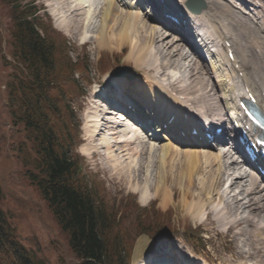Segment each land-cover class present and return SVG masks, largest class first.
I'll return each mask as SVG.
<instances>
[{
	"label": "bare ground",
	"instance_id": "1",
	"mask_svg": "<svg viewBox=\"0 0 264 264\" xmlns=\"http://www.w3.org/2000/svg\"><path fill=\"white\" fill-rule=\"evenodd\" d=\"M61 1L63 3L62 5L65 6L71 15L70 23L68 24L72 33L79 32L86 21V16L89 14L94 15L95 10L92 12L88 11L82 18L78 17V12L81 16L83 8H90L93 1H96L75 0L78 1L76 4L70 0H65V2L63 0ZM141 1L105 0V4L103 3L101 24L99 23V26L97 25L95 30L96 35L92 40L97 49L104 48L112 52H119L124 46H128V52L125 57L123 56L124 60L132 62L133 67L138 70L139 75L133 79L124 76L113 78V74L109 73L110 79L112 80L113 78L118 88L124 90L127 87L126 91H123L126 96L122 99V103L125 99L130 98L129 94H133L134 97L130 100L131 104L138 105V109L142 113H146L147 118L153 121L167 120L175 113L174 121L176 122H181L184 114L191 120L194 117H199L209 122L214 120L225 122L224 113H220L219 118L213 117L215 114L212 116L213 118L208 116L209 112L212 113V110L215 108V104L223 103L225 106L230 101L226 105L227 108L225 107L226 111L229 109L230 114L235 107V102L231 96L233 87L229 86L231 80L224 82L227 77L222 73L225 72L228 76L231 75L228 73V60L224 53L218 51L215 56L208 53L210 62L208 68L200 59L196 58L193 61L189 57L190 52L187 50L185 44L182 43L181 39L164 28L170 26V30H173L175 28L177 29L178 26H173L163 17L161 18L159 14L157 15L164 24L158 25L157 23L160 22L156 21V23L152 16L143 15L139 10L138 4ZM177 1L183 2V0ZM202 1L205 7L196 13L195 22L203 24L202 29H211L212 41L218 47H220V41L223 37H229L233 43L235 60L239 61L238 65L240 66L242 75H248L246 80L252 89L255 91L264 90V27L258 26L254 21L253 23L255 25H251L244 16L234 10L231 2L223 3L221 0ZM237 1L242 3L243 0ZM260 1L263 2L262 0ZM260 10L263 14L262 17H264V2L263 5H260L258 11L260 12ZM259 12H256L255 15ZM262 23L264 25V21ZM59 27L62 28L61 25H58ZM178 30L180 31V29ZM258 31L261 33V36L258 34ZM171 34L175 38H170L172 37ZM203 40V38L200 39L201 42ZM256 49H260L259 54L256 53ZM250 53L255 55L253 58L256 61L253 60ZM121 54L123 55V53ZM190 59L192 63L188 62L184 65V62H182V60ZM216 61L218 62L216 63ZM222 67L225 69L220 70L221 74L219 76H224L225 78L216 80V82L213 81L211 75L216 74V70ZM172 68L184 69V73L177 77L169 73V69L173 70ZM252 75L255 77H252ZM179 95H184V99H179ZM107 98L108 96L104 97V100L106 101ZM197 103H203L204 105ZM259 105L264 111V98L259 101ZM102 107L104 110L109 109L106 104L102 105ZM120 109L123 110L121 106ZM103 115L105 117H102ZM110 116L105 113L103 114L98 106L92 107L90 112L88 111L86 113L84 131L87 135V144L92 145L91 148L93 150L96 146L101 147L103 149V155H107L109 158L110 162L108 167H110V170H117L121 173L124 178L123 180L131 182L132 179H135L134 189L139 192L138 200L141 203L148 201L152 197L150 193V189L152 188L155 194L160 195L159 205L161 207L166 206L169 201L168 188L173 183L182 184L185 190V201H187L188 196L194 198L196 193L194 194L193 189L197 185L200 188L197 194L200 195L203 193L204 196H207L206 198H211L209 196L215 195L221 197L219 191L222 187L223 192L227 194L234 193L232 199H235L237 196H243L245 193V196L240 197V200L242 202L244 200L243 198L246 199L248 197L247 201L242 202V205L235 201V204L238 203L237 205H239L236 206V210L240 211H235L234 216L243 213H246V215L241 217L238 215L242 220L230 221L231 223L229 222L230 224L228 225V228L231 230L233 228L237 229L233 243L235 250H237L235 254L237 253V258L240 261L233 259V264H264V194H261L264 188L259 189L257 176L244 167L243 161L240 160L234 148L227 146V144H224V146L221 144L217 148H207L198 145L194 140L188 141L184 136L182 137L186 141L185 145L181 142H179L181 144L179 145L174 142L172 136L164 131L165 133L154 137L155 140L157 139L156 142L163 140L164 142L161 144L162 150L159 149L162 151V154H159L160 162L157 165V180L154 181V184L150 185L148 178L140 181L142 176L146 175L141 170L143 169L141 158H145L147 155L150 157V154L152 155L154 153L153 145L145 141L147 139L146 137H148L147 134L137 129L135 125L128 127L127 125L121 124L120 126L113 127L112 123L106 121ZM116 122L119 124L118 120ZM192 122L194 123L193 120ZM158 130L159 128L155 131ZM188 131L186 129L185 134L187 136H189ZM94 141L97 142L94 143ZM81 148L84 150H82L84 153L87 151L85 146H81ZM182 148L184 150L180 151ZM127 159L130 161L128 163L124 162ZM169 159H172V161L170 162ZM131 161L135 163L134 166L129 164ZM232 164L237 165L238 168ZM136 165L139 166L137 167ZM227 169H230L231 173L225 175V170L227 171ZM201 173H205V177L199 178L198 182H196L197 176ZM234 173L236 176L232 177ZM134 174L136 175L134 176ZM218 177L221 182L217 181ZM244 180L248 183L245 182L246 184H243ZM141 182L143 183L140 184ZM211 188L213 192L210 194L209 190ZM251 196H255L256 198L253 197L254 199H251ZM192 202H185L184 207L192 213L193 218H197V222H200V219H202L201 222L208 220L211 224H218L221 227V225H226L228 220H230V216L228 215H231V213L228 214V212L223 210L224 208L219 209V207H215L213 204V207L209 208L204 216H201V212L205 206L203 204L196 205ZM210 204H208L209 207ZM232 220H236L235 217ZM236 222H238V225H235ZM243 227L244 229L247 228L244 232L242 231ZM156 251L152 250L136 262V264H145L146 259ZM230 254L232 253L230 252ZM163 255L164 253L161 254V256ZM191 257L193 256L189 255L188 261H191ZM171 260L175 262L176 258L169 257L165 259L167 264H173ZM184 260L186 261L187 258H184Z\"/></svg>",
	"mask_w": 264,
	"mask_h": 264
},
{
	"label": "trees",
	"instance_id": "2",
	"mask_svg": "<svg viewBox=\"0 0 264 264\" xmlns=\"http://www.w3.org/2000/svg\"><path fill=\"white\" fill-rule=\"evenodd\" d=\"M11 9V53L22 68L17 69L21 77L12 85L9 103L17 115L12 123L19 124L23 137L30 141L28 149H18L25 177L45 200L62 231L67 232L68 245L81 260L79 264H124L129 253L127 234L120 233L116 211L107 208L101 189L89 184L78 171V156L72 154L77 128L72 111L62 102L65 89L57 82L69 78L78 66L68 56L63 39L47 36L51 31L48 25L24 15L32 11L31 7L13 4ZM37 26L44 29L45 36L39 35ZM28 95L33 101L26 100L21 108V103H13ZM36 101L39 108L34 105ZM2 199L0 189V264H45L33 249L18 241L1 209ZM129 203L124 208L128 216L136 206ZM154 215L144 221L133 214L130 220L139 232H166L168 220L157 212Z\"/></svg>",
	"mask_w": 264,
	"mask_h": 264
},
{
	"label": "rangeland",
	"instance_id": "3",
	"mask_svg": "<svg viewBox=\"0 0 264 264\" xmlns=\"http://www.w3.org/2000/svg\"><path fill=\"white\" fill-rule=\"evenodd\" d=\"M57 1L56 0H35V3L37 4L38 7L39 6L42 8L45 7V9H47V14L50 16L51 18L50 20L53 25L54 23H56L57 27L58 25L64 26L62 30H60L61 28L59 27L60 28L59 31H61L66 36V38L69 40V42L72 45L71 56L79 60L84 57H90L89 76L90 78L94 80L101 79L102 81L104 77L99 75V72L97 71V68H96V60L98 56L102 55L103 59L105 60V64H107L108 66V71L109 70L113 71V69L119 65L118 59L120 56H122L121 53H123L125 57V55L128 52V46H124L119 52H115V51L112 52L104 48L97 49L94 43L92 42V40L95 38V35H96L95 30L97 28V25L99 26V23L101 24V17H102V11H103V7L105 4L104 2L105 0H98L99 1L98 4L100 5V7H98L96 4L94 5V3H96L97 1L96 2L93 1L92 6L90 8L88 7L83 8V10L81 11L82 12L81 16H80V13L78 12V17L82 18L83 16H85V13H87L88 11L92 12L93 10H95L94 15L89 14L86 16L85 23L81 27V30L77 33H72L69 27L68 23H70L69 20L71 16L69 14V11H67L65 6L62 5L63 3L61 0H57ZM63 1L65 2V0ZM70 1H73L74 4L78 3V1H75V0H70ZM262 1L264 2V0ZM57 4L59 6H57ZM56 7L59 9L60 12L56 11ZM9 11H10L9 5L7 3H3L0 1V41L1 42L9 38L10 28L12 25V20H11L12 15L9 13ZM258 34L261 36V33L259 31H258ZM90 36H92L93 38H89ZM85 37L88 38L86 40H89V43L82 45V41L80 40V38L83 39ZM170 38H175V37L172 36ZM2 46L4 47V43H2ZM8 51H9V46L7 43L6 47L3 48V53H6V58L8 60H11L9 54L7 53ZM190 60H182V62H184V65H186L188 62L192 63V60L191 61ZM193 61H195V59H193ZM125 62H127L126 65L131 64V66H133L132 62L130 61H125ZM133 68L134 70L137 71L135 67ZM172 69L173 70L169 69V73L174 74L175 72L176 74L175 76L177 77L184 73V69H181V68H172ZM11 70H12V66L5 65L0 56V187L3 191V199L1 201V208L3 212L5 213V216L10 226L13 227L14 230L16 231L17 236L20 239V241L26 247H29L31 249L37 248L40 252V255H41L40 257L45 259V262H46L45 264H76V260L73 254L68 249L66 235L60 230V228L51 218L48 212V209H47V204L42 199L38 190L35 187L27 183V180L21 170L22 167L19 163L20 162L19 158H17L16 155L12 153L9 148L10 143L12 141L14 142L17 141V138L14 137L15 129L12 126H10V123H9V121L11 120L10 119L11 112H9L8 108L6 107L7 98H6V92L3 89V84L7 80L8 75ZM78 79L81 80V77H78ZM91 86L92 85L90 84V86L85 87V88L89 89ZM190 98L193 99L191 96ZM71 101H72L73 106L75 107V108L73 107L75 110L77 107L81 109V107L79 106V99L72 97ZM228 103L226 105H228ZM197 104L204 105L203 103H197ZM226 105L224 106L223 103L215 104V108L213 109L214 112L212 110L213 114L209 112L208 116L212 117L215 114L213 117L219 118L220 113H224V110L227 108ZM84 106L87 107L85 104ZM196 110L198 111L197 108ZM84 112H85L84 109H82V111L78 110L79 116L82 120L81 122L82 128L85 127L84 119H83L85 115ZM81 138L82 140L80 144H78L76 151L78 154H81L83 156L81 157V163H80L82 172L86 176H88L89 179L96 180L97 182L104 184L103 185L104 189H103L102 194H103L106 205L108 206L112 205L116 210L120 211L121 206L124 205L123 203L124 202L128 203L129 200L132 199V201L135 204H137L138 208H141V209L142 207H144V209H149V208L161 209V210H167L166 208L171 209L173 212L174 225L178 227V232L180 234H184L183 231L187 228H192L195 230V232H202V234H199V236L196 239V246L194 247V249L189 248V245H185L184 239L186 237L184 235H183L184 239L183 237H179L180 243L182 245H185L188 248V250L192 253V255L196 256V259H199V258L201 259V256L206 257L207 260L213 261L212 264H225L226 259L228 261H231V263H227V264H233L234 260L240 261L237 258L238 257V255H236L237 253L235 254V251L237 250H235L234 243H233V238L234 236H236L235 231H237V229L233 228L231 230L228 228V225L231 223L230 221H233V222L238 221L241 216L246 215V213H243V214H238L240 215V217H238V215L234 216L235 211L236 212L240 211V210H236L237 209L236 206H239L237 204L239 203L240 205H242V202L247 201L248 197H246V199L243 198L244 200L242 202L240 200V197H244L245 193L243 196H237L235 197V199H232V195H234V193L227 194L226 192H223V187H222L219 191L221 197L217 195H215L216 197L209 196L211 198L213 197L211 199V198H206L207 196H204L203 193L198 195L197 192L200 191V188L197 185L193 189L194 194L196 193L194 198H190L188 196L186 200L188 202L193 201L192 203L196 205L203 204L205 206V208L201 212V216L202 215L204 216L206 214V211H208L209 208L213 207V205L215 207H219V209L224 208L223 210L228 212V214L231 213V215H228L230 216L229 217L230 220H228L226 225H221V227L218 226V224H211L208 220H207L208 222L205 220L204 222H201L202 219L199 220L201 223L200 224L197 222L198 221L196 220L197 218H193V215L189 214V211L187 210V208L184 207V204L185 202L187 203V201L184 200L185 190L182 184L180 185L179 183L176 182L177 184L173 183V185H171V187L168 188L169 201L167 205L164 207H161V205H159L160 195L155 194L152 188L150 189V193L152 197L149 198L148 201L141 203L138 200L139 192H137L134 189L135 179H132L131 182H128L127 180H123L124 178L122 174L119 173L117 170H110V167H108L110 161L107 155L102 156L99 153L98 154L93 153L92 156H89L90 149L93 150V148H91L92 145L87 144L86 135L83 129L81 130ZM163 142L164 140L161 142H156L155 144L152 142L149 143L153 145L154 153L152 155L150 154V157L147 155V157L141 158L143 162V169L141 170H143V174H146V175H143L140 181H144L145 179L148 178L150 185H152L154 184V181L157 180L156 179L157 171H158L157 165L160 162L159 154H162L161 144H163ZM77 143H78V139H77ZM81 146L86 147L87 151H85V154L87 153L86 154L87 156L83 155L84 150L81 148ZM94 149L99 150L98 146H96V148ZM177 150L179 151V149ZM182 150H184V148L180 149V151ZM129 161L130 160L127 159L124 162L128 163ZM169 161L171 162L172 159H169ZM129 164H131L132 166L135 165V163L132 161ZM232 165L237 166L234 164ZM136 166L138 167L139 165H136ZM236 168H238V166ZM239 171H241V169H239ZM225 173H226L225 175H227L228 173L230 174L231 170L227 169V171L225 170ZM135 175L136 174H134V176ZM204 175L205 173H201L199 176H197L198 178H196L195 181L198 182L199 178L205 177ZM233 176H236V174L234 173L232 177ZM217 179H218L217 181L221 182L219 177ZM245 182L247 181L244 180L243 184H246ZM142 183L143 182H141L140 184ZM258 186H259V189L264 188L263 187L264 185L261 184V182H258ZM209 192L210 194L213 192L212 188L211 190H209ZM263 192H261V194H264ZM227 195L230 197H228ZM251 197H252L251 199L256 198L255 196H251ZM235 201H237L238 203L235 204ZM208 204H210V207ZM222 205H224L225 207ZM230 207L232 208V210ZM154 216H155L154 214H149L145 218L151 219ZM232 217L233 218L235 217L236 220H232L233 219ZM130 219H131V215L128 218H124L122 221L123 226L125 227L131 226ZM235 225H238V222H236ZM246 229H244L243 227L242 231L244 232L246 231ZM248 230H250V228H248ZM199 238L201 239L199 240ZM165 240L166 239L158 238L157 241L160 243H164ZM179 240H177L176 244H179L178 242ZM202 244H204L206 248H204ZM230 252L232 254H230Z\"/></svg>",
	"mask_w": 264,
	"mask_h": 264
},
{
	"label": "water",
	"instance_id": "4",
	"mask_svg": "<svg viewBox=\"0 0 264 264\" xmlns=\"http://www.w3.org/2000/svg\"><path fill=\"white\" fill-rule=\"evenodd\" d=\"M123 70L120 69V73H122ZM143 236L140 237L138 240L135 241L134 247H133V253L131 257V263L136 262L139 257L146 252L147 248L143 246Z\"/></svg>",
	"mask_w": 264,
	"mask_h": 264
}]
</instances>
